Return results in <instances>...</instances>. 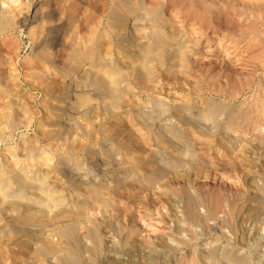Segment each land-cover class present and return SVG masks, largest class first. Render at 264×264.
I'll use <instances>...</instances> for the list:
<instances>
[{"label":"rangeland","instance_id":"1","mask_svg":"<svg viewBox=\"0 0 264 264\" xmlns=\"http://www.w3.org/2000/svg\"><path fill=\"white\" fill-rule=\"evenodd\" d=\"M197 1H0V20L37 11L0 30V264H264V144L203 108L225 67L254 73L252 50L264 65V0ZM190 9L220 10V22ZM157 43L165 62L144 61ZM110 68L116 82L98 77ZM228 133L242 150L226 152Z\"/></svg>","mask_w":264,"mask_h":264},{"label":"bare ground","instance_id":"2","mask_svg":"<svg viewBox=\"0 0 264 264\" xmlns=\"http://www.w3.org/2000/svg\"><path fill=\"white\" fill-rule=\"evenodd\" d=\"M1 1V0H0ZM5 1V0H4ZM39 0H31L30 2V6L37 2ZM256 1V0H255ZM12 2V1H11ZM18 4V1H16ZM196 2H198L196 0ZM15 3V2H14ZM13 3V4H14ZM4 4V3H3ZM10 4V3H8ZM201 4V3H198ZM15 5V4H14ZM13 5V6H14ZM3 6V5H2ZM9 6V5H8ZM11 6V4H10ZM22 7V6H21ZM147 7V6H146ZM255 7V5L253 6ZM28 8V7H27ZM258 8V7H256ZM261 8V7H260ZM26 9V8H25ZM24 9V10H25ZM23 10V9H22ZM20 10L19 7L14 6L12 8L9 9V12L6 13L5 15L2 16V19L0 20V30H13L15 29V25L17 23V21L15 20V17L17 15H23L24 16V20L25 19H33L31 20L32 23H34L36 21L37 18V11L35 12V14H31L30 13V7L28 9H26L25 11ZM143 12V11H142ZM193 16H195L198 20H200L202 25H206V23H208V21L213 20L212 22H216V24L220 22L219 17H221V11L219 10H203V9H193L189 11ZM59 13V12H58ZM129 13V12H127ZM187 13V12H186ZM184 14V13H183ZM188 15V14H187ZM55 16V13H50L45 15V19L44 20H38L37 23L31 27V36L36 34V32H38L40 29V27H43L44 25H46V27L51 23V20H53ZM84 16V15H83ZM128 16V15H127ZM187 17V16H185ZM59 18V17H58ZM27 20V21H28ZM219 21V22H218ZM19 22V21H18ZM211 22V23H212ZM22 23V22H21ZM98 23V22H97ZM23 24V23H22ZM31 23H28V25ZM58 27H60V25H58ZM204 27V26H203ZM27 28V27H26ZM50 27H47L46 29L48 30ZM75 28V27H74ZM193 28V27H192ZM198 29V28H197ZM72 30V29H71ZM4 32V31H3ZM68 33V32H67ZM40 34V33H39ZM86 35V34H85ZM84 35V36H85ZM40 36V35H39ZM6 37V35H5ZM79 37V36H78ZM87 37V36H86ZM8 38V37H7ZM59 38V37H58ZM71 38V37H70ZM76 39V38H74ZM94 36L90 35L89 36V40L94 41ZM58 40V39H57ZM73 40V39H72ZM14 41V40H13ZM38 41V39H37ZM76 41V40H75ZM79 41V40H78ZM77 41V42H78ZM81 41V40H80ZM15 42V41H14ZM45 42V41H44ZM17 43V42H16ZM35 43V42H34ZM68 43V42H67ZM71 43V42H70ZM85 43H86V38H85ZM85 43H81L82 45H84ZM145 43V42H144ZM158 44V43H157ZM79 45V44H78ZM154 45V44H152ZM171 45V44H170ZM184 45V44H183ZM158 48H155V51L150 50V48H148V50L145 52V57H144V61L148 60L150 58H154L157 59L159 61L165 62L166 58H167V51L166 48L164 47L163 43H160L157 45ZM196 46V45H195ZM1 48V47H0ZM19 48V47H18ZM177 48V47H176ZM175 48V50H176ZM82 49V48H81ZM190 47L188 46H182L180 48H177V53L176 56L179 57V61L180 63H184L186 60H189V54H190ZM253 51V50H252ZM250 51L249 54L251 55L252 59H255L253 61L254 64V68L252 66H248L251 69H255L254 73L253 70L252 72H250V69L248 70L250 73H248V71H243V72H247L248 74L242 73L241 70L238 71L236 69V67L231 68V65L229 66V68L225 67L224 70V77L225 80H221V81H225V83L223 84L224 89L223 91H214L215 93H212L211 97H207V99H205V106L203 107L205 109V111L211 115H218V114H224L226 113L230 120L232 121V124H235L236 126H239L241 128H244L245 130H257L256 132L258 133L257 136L254 137L255 141L257 144H260V146H262L264 144V65L261 66V64H259V62L256 60V58H259V56L261 55V52H257L255 51L254 53ZM255 55H253V54ZM62 54V53H61ZM65 54V53H64ZM66 55V54H65ZM263 56V55H261ZM260 56V57H261ZM66 57V56H65ZM39 58V57H38ZM263 59V58H262ZM249 60V58L247 59V61ZM259 61L261 59H258ZM142 63V62H141ZM199 63V62H198ZM240 63V62H239ZM245 63V62H243ZM242 65V63H240ZM239 64V66H241ZM247 64V63H245ZM251 64V63H250ZM262 64H264L262 62ZM223 66V65H222ZM244 66V65H243ZM246 66V65H245ZM261 66V72H258V69ZM239 68V67H238ZM246 68L247 67H243ZM243 70V69H242ZM144 71V70H143ZM216 72V71H215ZM219 72V71H218ZM217 72V73H218ZM145 73V72H144ZM220 73V72H219ZM218 73V74H219ZM122 72L120 69H106V70H102L100 73H98V77L103 78V80L107 81L112 77L113 81L116 82V79H118L121 76ZM34 75V74H33ZM145 75V74H144ZM217 75V74H215ZM209 76V75H208ZM221 76V74H220ZM218 77V76H217ZM46 79V78H45ZM217 79V78H216ZM221 79V78H220ZM215 80V79H214ZM219 80V79H218ZM41 82V81H40ZM217 82V81H216ZM43 83V82H42ZM209 83V82H208ZM111 84V83H110ZM113 84H115L113 82ZM112 84V85H113ZM222 84V83H221ZM93 85V84H92ZM116 85V84H115ZM231 85V87H230ZM218 86V84H217ZM229 86V88H227ZM49 88V87H48ZM202 89V88H201ZM214 89V88H212ZM251 89L254 90V93L252 94V97L250 100L246 101V102H241V103H236V101L242 97L245 93H248ZM216 90V89H215ZM225 90V91H224ZM252 90V91H253ZM111 91V90H110ZM10 92V91H9ZM198 95L200 91H197ZM251 94V93H250ZM104 96V95H103ZM218 97V98H216ZM225 98H228L229 100H225ZM114 103V100H112ZM71 103V102H70ZM185 113V112H184ZM203 116V115H202ZM191 117V116H190ZM7 119V118H6ZM191 119V118H190ZM193 119V118H192ZM205 120V118H202V121ZM195 121V120H194ZM224 121V120H223ZM203 123V122H202ZM200 124V127H202L203 124ZM205 123V121H204ZM205 126V125H203ZM233 127V126H232ZM262 127V128H261ZM205 128V127H203ZM209 130V129H208ZM208 130H206V128L204 129L205 134L206 132H208ZM203 131V130H201ZM203 131V132H204ZM210 131H212L210 129ZM231 131V130H230ZM209 133V132H208ZM235 133V132H234ZM211 134V133H210ZM233 134V133H232ZM230 134L228 133V135L226 137H223L222 141L224 142H220L222 143L223 147L225 148L226 152H229L232 150V143H237L238 146L240 147V149H243V145L247 144L245 141H242V136L238 133V134ZM244 134V133H243ZM252 135V134H251ZM249 136V134H248ZM247 137V136H246ZM205 138V137H204ZM203 138V139H204ZM245 138V137H244ZM202 139V142H204ZM206 139V138H205ZM212 139V138H211ZM209 140V139H208ZM198 141V140H197ZM201 141V140H200ZM192 142V141H191ZM207 142V141H206ZM205 142V143H206ZM197 143V142H194ZM193 144V143H192ZM191 144V145H192ZM264 146V145H263ZM247 147V146H246ZM238 149V148H237ZM156 152V151H155ZM183 152V151H182ZM245 152V151H244ZM250 152V151H249ZM242 153V152H241ZM158 154V153H157ZM244 154V153H243ZM248 154V153H247ZM252 154V153H251ZM115 155V154H114ZM246 155V154H245ZM232 156V155H231ZM230 156V157H231ZM234 156V155H233ZM183 158V157H182ZM197 158V157H196ZM227 158V157H226ZM208 159V158H207ZM194 160V159H193ZM253 161V160H252ZM239 163V162H238ZM127 167V166H126ZM240 167V166H239ZM125 168V167H124ZM178 168V167H177ZM233 170V169H232ZM204 171V170H203ZM188 172V171H187ZM134 173V172H133ZM217 173V172H216ZM23 174V173H22ZM136 174V173H135ZM134 174V175H135ZM140 175V174H138ZM238 175V174H237ZM198 176V175H197ZM203 176V175H202ZM205 176V175H204ZM130 177V176H129ZM133 178V176H131ZM135 177V176H134ZM22 178V177H21ZM127 178V177H126ZM203 177H201L202 179ZM253 178V177H252ZM205 179V178H204ZM208 180V179H207ZM31 180L29 178H25L24 177V183L27 184L28 186L31 185L30 182ZM209 181V180H208ZM207 181V182H208ZM227 181V180H226ZM179 182V181H178ZM181 182V181H180ZM231 182V181H230ZM240 182V181H239ZM254 182V181H253ZM41 183V182H40ZM237 183V182H236ZM39 184V183H37ZM241 184V183H240ZM236 185H239L236 184ZM5 186V185H4ZM226 186V185H225ZM153 187V186H152ZM204 187V186H203ZM239 187V186H238ZM253 187V185H252ZM216 188V187H215ZM214 188V189H215ZM240 188V187H239ZM242 188V187H241ZM255 188V187H254ZM92 190V189H91ZM96 190V189H95ZM147 190V189H146ZM155 190V189H154ZM198 190V189H197ZM90 191V190H89ZM157 191V190H156ZM217 191V190H216ZM243 191V190H242ZM144 192V191H143ZM160 192V191H159ZM204 192V191H203ZM238 192V191H237ZM146 193V192H145ZM152 193V192H151ZM211 194V192H210ZM95 195L98 197L99 196V191L96 190ZM190 195V194H188ZM194 195V194H193ZM219 195V194H217ZM221 195V194H220ZM261 195V194H260ZM212 196V195H211ZM223 196V195H222ZM100 197V196H99ZM158 197V196H157ZM190 197V196H189ZM210 197V195H209ZM101 199V198H100ZM193 200H195V197H193ZM205 200V199H204ZM224 200V199H223ZM13 202V201H12ZM209 205H208V210L210 213H214L217 210H219L220 207H222V203L223 201H221V198H219V196H215L211 198V201H209ZM199 203V202H198ZM235 203V202H234ZM233 203V204H234ZM249 203V202H248ZM257 203V202H256ZM197 204V203H196ZM232 204V205H233ZM82 205V204H81ZM194 206V205H193ZM189 208V214L192 216H197L199 215L197 213V211L195 210L194 207ZM189 207V206H188ZM225 207V206H224ZM133 208V207H132ZM131 208V209H132ZM229 208V207H228ZM234 208V207H233ZM152 209V208H151ZM224 209V208H223ZM222 209V210H223ZM198 210V208H197ZM221 210V208H220ZM219 210V211H220ZM155 211V210H154ZM186 212V211H185ZM208 212V211H207ZM227 213V212H226ZM247 213V212H246ZM250 215V213H249ZM188 216V214H187ZM201 217V216H200ZM229 217V215H228ZM255 217V216H254ZM185 218V217H184ZM194 219V218H193ZM203 219V218H202ZM230 219V218H229ZM248 219V218H247ZM214 220V219H213ZM205 221V220H204ZM212 221V220H211ZM192 223V222H191ZM197 223V222H195ZM258 224V223H257ZM257 226V225H256ZM255 226V227H256ZM235 227V226H234ZM254 227V226H253ZM254 227V228H255ZM94 235V234H93ZM256 237V236H255ZM253 238V237H252ZM180 239V238H179ZM249 239V238H248ZM181 240V239H180ZM182 241V240H181ZM185 241V240H183ZM184 243V242H183ZM256 243V241H255ZM222 248V247H221ZM76 249V248H75ZM67 252V251H66ZM207 252V250H206ZM194 253V252H193ZM248 253V252H247ZM66 254V253H65ZM233 255V254H232ZM238 255L236 254V257ZM263 256V255H262ZM191 259V258H190ZM209 259V258H208ZM186 260V259H185ZM63 261L65 262V264H75V257L72 255H65L63 258ZM238 260H236L237 262ZM220 262V261H218ZM134 263V262H133ZM244 263V262H243ZM132 264V263H131ZM240 264V263H237ZM246 264V262H245Z\"/></svg>","mask_w":264,"mask_h":264}]
</instances>
